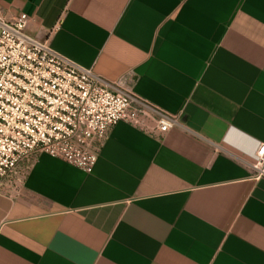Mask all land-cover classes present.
Instances as JSON below:
<instances>
[{
    "label": "crops",
    "instance_id": "1",
    "mask_svg": "<svg viewBox=\"0 0 264 264\" xmlns=\"http://www.w3.org/2000/svg\"><path fill=\"white\" fill-rule=\"evenodd\" d=\"M8 21L179 117L115 125L91 173L0 192V264H264V0H0Z\"/></svg>",
    "mask_w": 264,
    "mask_h": 264
},
{
    "label": "built area",
    "instance_id": "2",
    "mask_svg": "<svg viewBox=\"0 0 264 264\" xmlns=\"http://www.w3.org/2000/svg\"><path fill=\"white\" fill-rule=\"evenodd\" d=\"M0 9V192L18 187L35 157L46 153L91 173L110 130L125 122L165 135L179 125L124 86L108 82L55 52ZM264 178V144L250 164Z\"/></svg>",
    "mask_w": 264,
    "mask_h": 264
}]
</instances>
